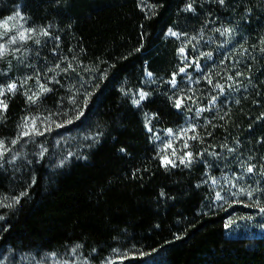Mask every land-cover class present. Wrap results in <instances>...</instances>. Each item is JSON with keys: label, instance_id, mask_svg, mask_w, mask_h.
Segmentation results:
<instances>
[{"label": "trees", "instance_id": "16d2710c", "mask_svg": "<svg viewBox=\"0 0 264 264\" xmlns=\"http://www.w3.org/2000/svg\"><path fill=\"white\" fill-rule=\"evenodd\" d=\"M18 7L42 34L32 77L49 92L8 94L0 139L43 111L92 140L66 167H0V198H19L0 246L42 255L78 244L95 263L120 249L129 264H264V236L228 237L230 211L207 179L208 163L231 155L264 170V0H0V17ZM184 58L201 70L173 86ZM179 100L206 110L196 162L167 167L145 116L180 126L193 111Z\"/></svg>", "mask_w": 264, "mask_h": 264}, {"label": "rangeland", "instance_id": "374dc122", "mask_svg": "<svg viewBox=\"0 0 264 264\" xmlns=\"http://www.w3.org/2000/svg\"><path fill=\"white\" fill-rule=\"evenodd\" d=\"M5 22L7 27L4 26ZM41 38L42 34L29 23L20 7L12 16L0 17V102L3 104H6L8 94L20 89L27 91L34 100L49 92L46 80H34L32 77L34 70H37L35 62L38 58L37 48L40 47L36 42ZM188 60L184 58L185 66L173 77V86L180 82L195 84V74L201 67H194L192 62L188 64ZM148 76L152 78L150 74ZM13 84L15 89L9 91V85ZM147 97L148 93L142 90L131 94V100L137 107H141ZM178 102L180 111H193L188 100ZM217 102L218 100H214L211 106H216ZM6 109L0 107V121ZM205 110L206 108H199L188 113L182 125L168 129L154 128L153 116H145L147 130L158 146L164 166H189L196 162L197 139ZM65 127V123L43 111L29 114L20 123L15 139H0L3 142L0 167L11 174H17L23 172L25 165L35 167L36 162L45 161L48 168L53 170L68 166L74 159L83 158L84 151L89 148L85 143L92 139L85 136V131H68ZM200 156L201 159L204 157ZM215 161L218 165L208 163L207 179L214 192V204L230 211L227 236L248 238L250 242L264 236V211H261L264 209V170L256 169L253 160L242 155L239 159L231 155L226 161L218 158ZM217 168L221 174L217 175ZM249 168H252L251 172L248 171ZM18 199L11 194L0 198V229L6 214ZM131 258V253L117 249L102 262L95 263L89 253L78 244L42 255L3 249L0 246V264H129Z\"/></svg>", "mask_w": 264, "mask_h": 264}, {"label": "snow or ice", "instance_id": "6c2138e0", "mask_svg": "<svg viewBox=\"0 0 264 264\" xmlns=\"http://www.w3.org/2000/svg\"><path fill=\"white\" fill-rule=\"evenodd\" d=\"M221 2H223V0H221ZM4 26L7 27V22H5V25ZM173 35H175V33H173ZM23 38H24V36H23V33H22L21 34V39H23ZM173 83H175V81H173ZM15 87L16 86L14 84L13 85H9L8 90L9 91H12V90L15 89ZM45 90H47V89H45ZM143 95L144 94H142V97L141 98H143ZM0 107H3V108L6 109L7 108V105L6 104H3V102H0ZM177 107H179V102L177 103ZM69 123H70V121H69ZM0 150H3V142L2 141H0ZM0 154H2V153H0ZM168 163H172V162L171 161H168ZM248 171L251 172L252 171V168H249ZM261 211H264V209H261Z\"/></svg>", "mask_w": 264, "mask_h": 264}]
</instances>
